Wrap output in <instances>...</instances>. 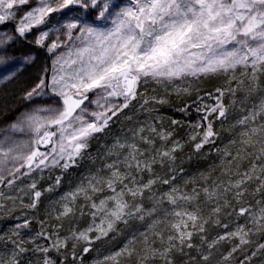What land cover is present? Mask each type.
I'll return each instance as SVG.
<instances>
[{
    "label": "snow or ice",
    "instance_id": "obj_1",
    "mask_svg": "<svg viewBox=\"0 0 264 264\" xmlns=\"http://www.w3.org/2000/svg\"><path fill=\"white\" fill-rule=\"evenodd\" d=\"M24 43L52 58L51 66L42 68L23 90V111L0 105V186L30 195V203L23 204L19 195L5 196L2 190L0 198L13 203L19 199L26 209L36 210L42 195L55 191L62 180V175L56 176L41 191L37 176L77 167L91 140L134 102L142 101L140 108L149 112L150 101L167 103L141 91L150 81L190 100L179 112L194 109L203 114L190 125L194 131L189 141L197 154L216 145L219 132L214 123L226 121L235 104H225L226 95L235 96L241 88L248 97L264 93V0H0V82L15 80L24 65L35 62L32 52L15 55ZM213 77L224 79L214 91L194 87ZM162 121L155 117L117 136L98 157L101 167L54 202L58 224L46 228L39 220V230L26 240L21 232L30 230L36 217L25 216L0 236V264H68L69 255L72 264H83L94 240L107 237L119 223L146 217L151 223L145 232L94 264L133 259L135 264H177V257L180 264L264 260V243L253 239L264 235V95L242 107L230 125L237 138L215 149L218 175L213 168L185 181L184 189L171 186L158 195L156 185H174L175 173L184 172L174 166L184 144L172 139L173 132ZM180 123L170 118L172 126ZM157 165L173 166L172 174L158 175ZM144 174L149 176L146 181ZM25 179L31 181L26 189L17 188ZM81 198L84 203L78 205ZM145 198L152 202L150 208ZM77 213L92 222L61 236L64 221L71 223ZM241 218L247 223H236ZM212 228L223 231L210 239ZM81 242L86 246L78 254ZM224 242L231 246L220 251ZM35 254L39 256L33 261Z\"/></svg>",
    "mask_w": 264,
    "mask_h": 264
},
{
    "label": "trees",
    "instance_id": "obj_2",
    "mask_svg": "<svg viewBox=\"0 0 264 264\" xmlns=\"http://www.w3.org/2000/svg\"><path fill=\"white\" fill-rule=\"evenodd\" d=\"M18 49L20 51H25L26 53L32 52L36 56V59L34 63L25 65L15 80L10 81L0 89V105H8L9 107L15 109L17 113L23 110L20 101L23 90L31 85L42 68L45 66L50 67L52 63V58L42 49H35L26 43L18 45ZM223 83V77H213L204 80L199 85H194V87L198 86L204 91H214L216 87L221 86ZM232 86L236 87L235 84ZM161 87L163 86L160 85L157 90L154 89L153 95H158L159 98L157 99L163 98L167 100V103L159 104L155 101H150L146 107L153 109V111L149 112L140 108V103H142V101L134 102V105L130 107V109L125 110L124 114L121 115L118 120H115L105 133L100 134L91 140L88 154L77 167H73L64 173H61L58 169L51 172H45L46 174L43 178L39 179L38 188L41 191L47 188L49 184L54 183L56 176L62 175V180L60 186L55 189V191L45 192L42 195L40 204L36 210L30 209V214L36 217V220L32 222L30 229L33 233L39 230L40 226H35L38 224L37 221L39 220L45 221L46 228H50L52 225L59 223L55 220V213H51V210H54L56 207L54 202L59 200V198L65 193L72 192L79 184H81L85 177L89 174L95 173L96 169L101 167V161L98 157L103 156V154L107 151V148L111 146L117 136L123 137L126 133H128V129L134 126L151 123L155 117H162L163 127L173 132L172 139L178 140L184 144L182 151L177 153V160L174 165L177 168L182 167L184 172L175 173L176 180L174 185H156L154 191H156L158 195L168 192L171 186H177L184 189L185 181L191 180L192 178H198L200 173H207L210 169L215 168L216 175H218L220 169L217 166L220 164V157L215 149H223L226 145H228V142L231 139L237 138L234 132L229 130L230 125H232L235 120L239 118L242 107H250L253 103L257 102L262 95H264V93L257 91V93L253 94L252 97H248L245 88H241L235 96L226 95L224 97V103L232 105V102L235 101V104L230 108L228 119L226 121L216 120L214 123L215 130L219 132V138L216 145L215 147L206 146L201 153L197 154L193 152L192 142L189 141V137L194 131L190 125H193L198 120H201V116L203 114L197 113L194 109H190L185 113L179 112L178 109L183 107L185 103H190V100L187 97L177 96L174 92L169 94ZM260 87L264 89V83H261ZM201 95H203V91L201 92ZM211 102V100L208 101V103ZM128 117H131V120L127 119ZM11 118L14 117H10V119ZM170 118L179 120L181 122L180 125L172 126L170 124ZM157 123L159 124L161 121H157ZM235 132H239V128H237ZM159 143L160 142L157 141L158 147ZM170 167L173 166L157 165L154 170L158 175L168 178V176L172 174L169 171ZM146 175L147 174H144L145 181L149 178V176ZM192 187L193 185L189 184L186 190L190 191ZM108 194L110 193H105V195ZM101 198H103V195H101ZM248 199L251 200V197H248ZM256 199H259V196H257ZM81 201L82 199L79 200L77 204L81 205L84 203V201ZM252 202L254 203V200ZM28 203L30 202H27V204ZM143 203L146 208H150L152 202L145 198ZM165 207H168V205L165 204ZM47 219L50 221L47 222ZM232 219L235 220L234 217ZM90 221V216L85 215L80 217L79 213H77L76 219L71 223L67 220L64 221V227L60 234L61 236L66 235L69 229L73 227L84 229ZM6 222L5 218H0V234H8V230H6L5 227ZM223 222L227 223L228 219H224ZM246 222L247 221L243 218L236 221V223L239 224H244ZM149 223H151V218L146 217L144 221L134 218L130 219L128 224H117L115 231L109 236L93 241L91 251L83 255V264H94L95 261L102 260L104 256L110 255L112 252L119 250L133 235L139 237V233L145 232ZM233 227H235V223L233 224ZM222 231L223 230L220 228H212L209 232V238L211 239L212 237H215L217 234L222 233ZM253 239L257 242L264 243V235L258 234L253 237ZM195 242H199L198 238H195ZM1 245L2 243H0V247ZM84 246L86 245L83 242L77 246L76 251L78 254L82 251ZM229 247L230 244L228 242H224L220 251H227ZM68 251L69 253L72 251L71 244H69ZM55 255L56 254L53 253V256ZM38 256L39 254H35L31 255L30 258L35 261ZM218 258L219 257L217 256V259ZM263 262L264 260L258 258L255 261V264H263ZM68 264H72L70 255ZM123 264H135V261L134 259L132 261H124ZM156 264H160V261L157 260ZM177 264H180L179 257H177Z\"/></svg>",
    "mask_w": 264,
    "mask_h": 264
},
{
    "label": "rangeland",
    "instance_id": "obj_3",
    "mask_svg": "<svg viewBox=\"0 0 264 264\" xmlns=\"http://www.w3.org/2000/svg\"><path fill=\"white\" fill-rule=\"evenodd\" d=\"M110 26V25H109ZM8 28H9V30L12 28V25L11 24H9L8 25ZM29 40H31L32 39V37H29L28 38ZM61 51H63V49L61 50ZM25 54H27L25 51H20L19 49H18V51L15 53V55L18 57V58H21V57H23ZM25 66V65H24ZM24 66L22 67V69L24 68ZM21 69V70H22ZM20 73V72H19ZM7 83H9V82H0V89L4 86V85H6ZM159 86L160 85H157V84H155L154 82H149L146 86H144V87H142L141 88V91L142 92H144V91H146V93H147V96H149V97H156V98H159V96L158 95H153L154 94V89H158L159 88ZM163 87H161V88H163L164 89V91H166L165 90V86L164 85H162ZM167 93H172V91H171V89H168L167 91H166ZM259 101V100H258ZM257 101V102H258ZM257 102H255V103H257ZM24 110V109H23ZM22 110V111H23ZM3 125H0V127H2ZM171 145V141H169V146ZM46 172V171H45ZM42 173L41 175L42 176H44L46 173ZM146 176H148V174L146 175ZM36 179H41L40 178V176H37L36 177ZM31 181L30 180H28V179H25L21 184H18L17 185V188H25L26 189V186H27V184H29ZM0 190H2L4 193H5V196H13V197H15V196H17V195H19V196H21L22 197V199H23V204H27V202H30V195H24V193H17L15 190H13V189H7V188H4L3 186H0ZM82 199V198H81ZM80 199V200H81ZM98 199H102L101 198V196H99L98 197ZM82 201H83V199H82ZM81 201V202H82ZM79 202V200L77 201V203ZM0 205H5V207H3V208H0V218H5L6 219V230H8V233H10V229L16 224V223H20V222H22V220H23V218L25 217V216H27V217H29V218H31L32 217V215L30 214L31 213V211H30V209H26V208H24L22 205H21V202H20V200L19 199H17L16 201H15V203H13V201L12 200H6V199H2V198H0ZM51 213H55V211L54 210H51ZM55 215V214H54ZM54 215H53V219H54ZM47 222H49L50 220L49 219H47L46 220ZM92 221H90V223H91ZM100 221H99V218L96 220V223L98 224ZM89 223V224H90ZM247 223V222H246ZM246 223H244V224H246ZM89 224L85 227V228H87L88 226H89ZM39 224H37V225H35V226H38ZM114 232V231H113ZM113 232H110L109 233V235L111 234V233H113ZM32 234H34L31 230H29V229H24V230H22V232H21V236H22V238L23 239H28L29 238V236L30 235H32ZM3 235H5V234H0V236H3ZM93 236L95 235V233H93L92 234ZM108 235V236H109ZM102 238H106V237H102ZM41 243H44V241H41ZM231 246V245H230ZM9 247V249L11 248V245H9L8 246ZM28 247H31V245H28ZM4 253V247H3V244L1 245V247H0V254H3ZM263 264H264V262H263Z\"/></svg>",
    "mask_w": 264,
    "mask_h": 264
}]
</instances>
